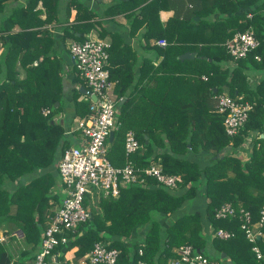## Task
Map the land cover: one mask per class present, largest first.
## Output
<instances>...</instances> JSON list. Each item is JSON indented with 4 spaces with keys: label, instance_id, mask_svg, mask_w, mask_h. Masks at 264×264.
<instances>
[{
    "label": "trees",
    "instance_id": "1",
    "mask_svg": "<svg viewBox=\"0 0 264 264\" xmlns=\"http://www.w3.org/2000/svg\"><path fill=\"white\" fill-rule=\"evenodd\" d=\"M71 9L75 10L74 22L84 21L65 28L77 41L84 40L80 38L83 32L98 26L94 20L98 15L121 14L129 32H140L142 43L155 52L153 59L137 61L148 67L145 78L152 85L147 86L134 80L131 73L127 75L129 65L123 69L109 67L114 47L113 40L109 42V78L116 79L114 94L123 96L116 114L117 127L107 142L109 163L122 167L129 161L134 170L158 164L165 174L178 175L181 183L176 189H168L147 178L143 184L120 188L115 197L95 196L92 204L85 198L82 206L88 217L74 230L65 231L67 242L54 247L56 259L48 264L63 262L64 252L71 248V261L76 263L96 242L117 251L114 264H168L181 245H189L194 252L202 250V255L217 264H225L220 253L230 264H264V221L260 236L249 243L236 215L214 217V210L228 203L236 211H247L255 223L264 202V0H110L100 13L85 6L83 0H0V228L7 233L18 232L24 245L18 256L34 260L59 198L57 193H50L56 179L47 169L56 166L68 143L62 125L52 120L60 108L64 71L60 59L47 48L51 35L46 26L52 21L67 24ZM160 12L169 13L164 21L159 18ZM247 29L258 45L244 58L232 60L224 42ZM150 39L154 41L151 45ZM159 39L164 40L163 46L156 44ZM120 47L129 50L125 45ZM187 51L194 56L178 58ZM115 72L124 78L113 75ZM79 83L85 87L80 78ZM181 87L191 88L190 93L200 91L206 111V100L219 92L251 108L243 125L227 136L222 115L215 107L214 124L204 127L202 120L197 123L185 114L188 103L176 107L171 102V95L180 93L177 89ZM78 96L76 88L72 110L74 116L82 118L88 100H77ZM165 100L166 108L162 109ZM42 108H49V113L43 116ZM128 130L139 147L126 155L123 140ZM246 139L247 157L241 160L236 150ZM187 151L213 152L217 156L200 169L184 158ZM198 189L206 198L202 214L182 212L176 216L182 202L192 199ZM202 222L207 223V232ZM136 227L142 234L133 236ZM217 229L231 231L233 236L216 238L213 232ZM253 244L260 259L251 251ZM0 264H15L3 243Z\"/></svg>",
    "mask_w": 264,
    "mask_h": 264
},
{
    "label": "built area",
    "instance_id": "2",
    "mask_svg": "<svg viewBox=\"0 0 264 264\" xmlns=\"http://www.w3.org/2000/svg\"><path fill=\"white\" fill-rule=\"evenodd\" d=\"M156 44L163 46L164 40L159 39ZM258 45L257 39L251 30L234 33L224 42L227 54L236 60L244 58L247 53ZM109 43L98 38H86L83 41H71L68 44V57L72 67L85 85L86 99L88 100L87 113L75 121V126L65 134L77 131V135L63 149L56 162V172L59 179V203L49 217L44 228L40 248L34 256L33 264L52 263V250L58 244H65V231L74 230L79 222L88 217V212L82 202L93 196L115 197L120 188L130 184H143L151 178L156 185L168 189H176L181 183L178 175H169L162 172L158 164H151L143 169L134 170L128 161L122 167L112 166L107 157L108 133L117 127V107L123 96L117 97L113 93V82L107 70V49ZM258 60L257 55H253ZM201 79L206 80L204 75ZM94 94L95 100L90 99ZM215 111L222 115V128L227 136L234 135L246 120L251 106L234 100L225 92L212 95ZM43 116L49 113V108L40 110ZM139 147L132 131L124 134L123 148L126 155L133 153ZM237 216L240 229L245 239L253 243L260 236L259 227L264 221V202L259 210V219L252 223L250 214L239 209L236 211L230 204H221L214 210L215 218ZM213 236L219 239H228L233 236L231 231L217 229ZM4 237H0V241ZM256 259L261 254L256 245L251 246ZM176 257L168 264H217L216 261L206 258L200 252H194L189 245H181L176 249ZM117 251L106 248L96 242L91 250L76 264H114ZM137 264H144L137 262Z\"/></svg>",
    "mask_w": 264,
    "mask_h": 264
},
{
    "label": "crops",
    "instance_id": "3",
    "mask_svg": "<svg viewBox=\"0 0 264 264\" xmlns=\"http://www.w3.org/2000/svg\"><path fill=\"white\" fill-rule=\"evenodd\" d=\"M109 2H110V0H83V3L85 4V6H87L90 9L97 10L96 11L97 13H100ZM60 11H62V10L60 9ZM61 14H63V13L61 12ZM74 14H75V10L71 9L67 24L57 23V22L55 23V21H52V22L48 23V25L46 26V28L50 31V35H51V43L48 44L47 48L50 51L54 52L56 57L60 59V61L62 62L63 71H64V73L62 74L63 92H62V97L60 99V108H58V110H56L53 113L52 120L54 122H58L62 125L63 138L68 143L71 142L73 137H75L77 135V131H74L73 133L70 132L68 134L64 133L67 130L73 129V127L75 126V121L78 119L77 116H74V113L72 110V93L76 88L79 90V88L81 87L80 83H79V78L76 76V74L74 72L75 70L72 67V63L68 57V51H67L69 42H71L73 40L77 41L79 39L76 40V38L71 36L69 34V32L65 30V28L73 25L74 23H75V25H77V24H83V22H84V21H80V23L74 22L73 21ZM168 15H169V13H167V12H160L159 18L161 21H164ZM94 20L99 22L97 24L98 26H95L96 28H90L89 30L83 32L80 38L82 40L86 39V38H98V39L107 41L108 43L113 40V46L114 47L111 50V54L109 55V63L107 62L109 64V67L115 68V69H118V68L123 69V67L125 65H127V66L129 65L130 70L127 72V75H128V73H131V76L134 78V80L135 79L137 81L141 80V82H140L141 84H147V86H151L152 81L147 80V78H145V74L148 71V67L147 66H140V62H137V61H139L140 58H149V59L151 58V59H153L155 57V52H154V50H152L150 48V46L146 47V45H144V43H142L143 40L141 38V33L140 32H129L126 19L121 14L115 15L112 17H109V16L102 17V16L98 15ZM79 29H81V31H82V28H79ZM40 35L41 34L39 33L38 36H40ZM75 36H79V33L75 32ZM153 43H154L153 39H150L149 45H151ZM122 45L127 46V48L129 50H126V52L123 49L120 50V48H122L120 46H122ZM0 50H1V48H0ZM158 59H156L155 63L158 61ZM142 69H144V70H143V75L141 76V70ZM113 75L119 76V74L117 72L113 73ZM250 75L255 77L253 73H251ZM120 76H121V78H124L123 74H120ZM201 80L205 81L203 79H201ZM113 81L112 82H113V87H114V83H116V79L115 80L113 79ZM82 87H84V86H82ZM130 88H132V87H130ZM177 90H180V93L178 92L177 94H172L170 97L171 102L174 103L176 107L182 106L183 103H188V105L190 107L187 110L184 109L185 114L187 116H191L192 118L196 119L197 123L199 120H202L205 124L204 127L208 124H214L215 117L213 116V114H215V113H214V100H213V98H209L210 100H206V102L204 103V105L207 106V108H208L206 111L204 109V106L202 103L203 97L200 94V91H197V92L191 91L192 93H190L189 91L191 90V88H186V87H184V88L181 87V88H178ZM77 100L87 101L86 100V93L84 92L82 94L79 92V96L77 97ZM143 101H145V100H143ZM167 101L168 100H165L162 109L166 108ZM57 104H58V102H56L54 104V106H56ZM119 105H118V107H119ZM144 106H146V105H144ZM144 106L142 107L141 111H143V110L146 111V108ZM118 107H117V113H118ZM49 111H50V109H49ZM175 111L177 114L179 113L178 109H176ZM165 112L160 113V114L161 115L165 114ZM129 131H131V130H129ZM247 141H248V139H246L245 143L242 144V147L240 149L236 150V155L241 160H244L247 157V150H246V145H245L247 143ZM68 143H67V145H68ZM225 150L220 155H222L225 152ZM216 156L217 155L213 154V152H206V151H199L197 153L187 151L184 154V158L187 161L196 163L200 169L204 168L205 166L210 164L216 158ZM182 158H183V156H182ZM47 170L50 171L56 179V183L53 187H51L50 193L52 195H54L55 193H57V195H59L58 202L55 203V205H54V209H53V211H54L55 208L57 207L59 200H60V197H61V194L59 193V179L57 176L55 165L49 167ZM39 172L40 171H38V170L36 171V173H39ZM180 192H184V189ZM205 204H206V198L203 196V191L201 189H198L196 191V195L192 199L184 200L182 202L180 208L177 210L175 215L176 216L180 215L182 212L190 213V212H196V211L199 212L200 214H202V212L204 211V208H205ZM202 224H203V230L205 232H207V230H208L207 223L202 222ZM141 234H142V230L139 227L134 228V232L132 233L133 236H137V235H141ZM1 236L4 237V240L0 241V243H3L7 239L10 238V240L13 242V245H14L12 248V252L14 250V252H16L18 255L20 250L17 247L20 244L15 242V239L18 238V240H20L21 244H23L21 237L19 236L18 232L15 231V232L7 233L6 229L0 228V237ZM23 248H24V245H23ZM73 250L74 249L71 248L70 250L65 251L64 255H63L64 261L61 263L56 262L54 264H76L78 262V260L76 263H73L71 261L72 255H73ZM53 256H56V255L52 254V260L53 259L55 260L56 257H53ZM226 260H228V259L227 258L223 259L224 262ZM33 261L34 260H32L31 264H33ZM12 262L17 264L19 261H12ZM139 262H141V261H139ZM22 264H26V262H24Z\"/></svg>",
    "mask_w": 264,
    "mask_h": 264
},
{
    "label": "rangeland",
    "instance_id": "4",
    "mask_svg": "<svg viewBox=\"0 0 264 264\" xmlns=\"http://www.w3.org/2000/svg\"><path fill=\"white\" fill-rule=\"evenodd\" d=\"M74 72H75V71H74ZM94 197H95V196H93V198H91V199H88V202L92 204V203H93V199H94ZM15 236H16V235H15ZM15 242H17L18 244H20L17 248H18L19 250H21V249L23 248V244H21V242H20V240H18V238L15 239ZM13 246H14V245H13V242L10 240V238L7 239L5 242H3V247H4V249L9 253L10 258H11L12 261H25L26 264H31V263H32V260H31V259H27L26 256H24L23 258H20V257H18L17 253L14 252V250H13V252H12V248H13ZM206 248H207V247H206ZM206 251H207V250H206ZM27 255L30 256V257L32 256L30 252H28ZM212 256H213V255H212Z\"/></svg>",
    "mask_w": 264,
    "mask_h": 264
},
{
    "label": "water",
    "instance_id": "5",
    "mask_svg": "<svg viewBox=\"0 0 264 264\" xmlns=\"http://www.w3.org/2000/svg\"><path fill=\"white\" fill-rule=\"evenodd\" d=\"M195 19H197V17H195ZM194 56V52H183V53H181V54H179V56H178V58L179 59H184V58H192ZM79 92L80 93H84L85 92V88L84 87H80L79 88ZM90 99L91 100H95V96H94V94H91L90 95ZM262 136V135H261ZM112 137H113V132L112 131H110L109 133H108V141H111V139H112ZM200 251H202V250H200ZM200 251H198V250H196V252H200ZM53 257H55V256H53ZM219 258L220 259H225V254L224 253H220V256H219ZM231 262L229 261V260H226L225 261V264H230Z\"/></svg>",
    "mask_w": 264,
    "mask_h": 264
}]
</instances>
